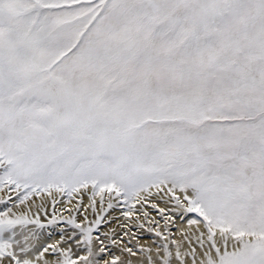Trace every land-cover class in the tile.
<instances>
[{"label": "snow or ice", "instance_id": "1", "mask_svg": "<svg viewBox=\"0 0 264 264\" xmlns=\"http://www.w3.org/2000/svg\"><path fill=\"white\" fill-rule=\"evenodd\" d=\"M0 264H264V0H0Z\"/></svg>", "mask_w": 264, "mask_h": 264}]
</instances>
